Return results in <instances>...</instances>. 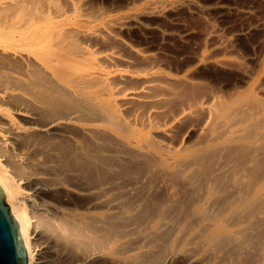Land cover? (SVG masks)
I'll return each instance as SVG.
<instances>
[{"label":"bare ground","instance_id":"1","mask_svg":"<svg viewBox=\"0 0 264 264\" xmlns=\"http://www.w3.org/2000/svg\"><path fill=\"white\" fill-rule=\"evenodd\" d=\"M3 11L0 193L28 264H264V54L213 33L167 68L76 0Z\"/></svg>","mask_w":264,"mask_h":264},{"label":"rangeland","instance_id":"2","mask_svg":"<svg viewBox=\"0 0 264 264\" xmlns=\"http://www.w3.org/2000/svg\"><path fill=\"white\" fill-rule=\"evenodd\" d=\"M6 1L0 0V21ZM76 1L83 4L87 11L102 14L103 22L126 18L128 23L118 33L139 48L157 52L167 68L192 56L208 35L215 33L233 38L235 52H240L238 54L251 63L252 58L264 54V0H201L202 10L181 5V0Z\"/></svg>","mask_w":264,"mask_h":264},{"label":"water","instance_id":"3","mask_svg":"<svg viewBox=\"0 0 264 264\" xmlns=\"http://www.w3.org/2000/svg\"><path fill=\"white\" fill-rule=\"evenodd\" d=\"M0 193V264H28L26 242Z\"/></svg>","mask_w":264,"mask_h":264}]
</instances>
